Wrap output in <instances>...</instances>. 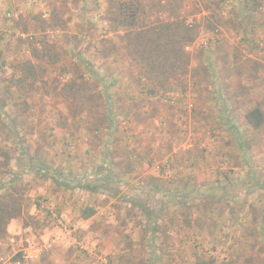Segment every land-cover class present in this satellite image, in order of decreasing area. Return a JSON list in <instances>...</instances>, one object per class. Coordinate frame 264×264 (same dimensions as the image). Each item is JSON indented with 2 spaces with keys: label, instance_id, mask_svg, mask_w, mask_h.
Returning a JSON list of instances; mask_svg holds the SVG:
<instances>
[{
  "label": "rangeland",
  "instance_id": "rangeland-1",
  "mask_svg": "<svg viewBox=\"0 0 264 264\" xmlns=\"http://www.w3.org/2000/svg\"><path fill=\"white\" fill-rule=\"evenodd\" d=\"M119 13H136V27L190 29L178 68L139 67ZM0 54V130H13L0 135L11 153L0 185L13 175L12 220L32 226L28 208L49 179L100 205L85 225L44 210L57 228L48 239L0 233V264H46L57 247L51 264H264V128L242 117L252 101L264 110V0H0ZM65 159L81 184L55 174Z\"/></svg>",
  "mask_w": 264,
  "mask_h": 264
},
{
  "label": "trees",
  "instance_id": "trees-1",
  "mask_svg": "<svg viewBox=\"0 0 264 264\" xmlns=\"http://www.w3.org/2000/svg\"><path fill=\"white\" fill-rule=\"evenodd\" d=\"M136 13H133L130 18H127L123 16L122 13H119L116 16V19L118 20L117 26L119 28H126L123 31V40L125 41L129 51V55L133 56V60L136 62V64L139 67H147L149 68L148 73L153 74L157 72V70H160L161 74L164 75V69L162 68L164 65H168V69L172 68H178L179 62L184 59L182 56V45L190 40L191 38V31L187 27H184L181 23H176V25L172 24H159L156 26H149V27H136L135 22ZM130 19V21H129ZM106 43V41H105ZM1 57V54H0ZM172 59V61H170ZM1 65V63H0ZM177 66V67H176ZM22 71H28L30 75H33V66L29 61L24 62V65L22 67H19ZM16 68V69H19ZM15 73V72H14ZM148 75V74H147ZM14 76V75H13ZM21 77V76H20ZM18 79L17 83L21 84L26 81V77L24 79L20 78ZM150 79V77L148 76ZM86 84V83H84ZM83 84V85H84ZM5 95L8 98L12 97V91L8 89L4 92ZM86 98V97H83ZM255 103V104H254ZM98 108L97 114L104 115L105 110L100 105H96ZM101 109V111H99ZM101 115L97 116V119L102 118ZM107 121L111 120V117L108 116L106 113ZM242 117L246 123V125L252 129L253 131H258L264 128V110L262 109V106L257 103L253 102L250 104L242 113ZM8 122L4 128V131L2 132L0 130V135L4 136L5 132H12L11 126H9ZM109 123V122H108ZM3 137V142H5ZM22 151V152H21ZM20 152L23 156L28 155V153L31 151L29 147H24ZM39 149H37V154ZM11 153H10V147L7 145H1L0 144V180L5 178L6 176H10L11 171L9 170V163L11 160ZM34 157L30 158L31 162H35ZM37 158V156H36ZM36 170H40L39 168ZM8 183H5L3 185H0V188H2L6 193L4 197H0V229L1 234L6 232V228L8 226V223L14 219L13 212L17 209V205L13 203L15 200L12 197V194L10 193L13 185L15 183V179L13 175L10 177ZM9 198L10 203H6L4 199ZM259 201V200H258ZM207 205V204H206ZM250 214H253L252 216L254 219L256 218L257 209L253 207V205H250L249 207ZM252 218V220H254ZM187 222V221H186ZM186 224H189L186 223Z\"/></svg>",
  "mask_w": 264,
  "mask_h": 264
},
{
  "label": "crops",
  "instance_id": "crops-1",
  "mask_svg": "<svg viewBox=\"0 0 264 264\" xmlns=\"http://www.w3.org/2000/svg\"><path fill=\"white\" fill-rule=\"evenodd\" d=\"M252 102H254V101H252ZM61 141L63 143L68 144V146L71 145V143L69 142V139H67L65 141H63V140H61ZM143 144L144 143L138 141L136 143V146L141 147V146H143ZM88 151H89L88 148H86V147L83 148L84 154L87 155ZM126 152L127 151H125L124 153H126ZM57 155H59V153H55V156H57ZM131 158L132 157H129L128 159H131ZM79 159H82V158H79ZM136 159L138 161H140L141 163H143L145 160H150L149 157L148 158H142L139 156H136ZM69 164L71 165L72 163L65 159V161L63 162V166L58 168L59 174H57V173H55V174L58 175L62 180H64L66 182V184H70L72 182H75L77 184H81L83 181V178L85 179L86 177H83L82 173H80L81 170L78 168H75V174H74L75 179L72 177H70V179H68L69 176H67V175H69V173H67V172L70 170V166H68ZM84 165H85V163H84ZM130 167L133 170L134 166H130ZM53 169H55V168L53 167ZM67 169H69V170L67 171ZM100 170H102V169H100ZM134 170H133V172H134ZM95 175L97 177L96 179L98 180L99 175L98 174H95ZM130 175H132V171L131 172L127 171L126 176L129 177ZM101 180H103V179H101ZM49 181H51V179H49L47 181V183H44V185L40 187L41 190L34 193L35 195H33V198H35V202H33V200H32L33 204H32V206H30L28 208V209H30V211H34L35 216H36V219H33L32 226L30 227L29 225L27 226L26 224H24L22 222L23 218H17L19 221L18 220H11L9 222V224L6 228V233H7V236L11 237V241L16 238L15 236H17L18 239H22V237L25 236V234H27V233H29L31 235L32 239L35 238L34 235H37V234H40L41 239L42 238L48 239V238H50V236L56 234L57 228L53 227L51 222L44 217L46 215V211H44V210H46V209L47 210L57 209L56 212L58 214H60L61 216H63V218L68 223L79 222V223L85 225L89 222H92V220H94L93 217L96 216V213L98 211V207L100 206L97 204L96 199L91 198V200H89V201H91V203H89V202L83 203L81 201L82 199L80 200V197H78L76 194H74L75 191L72 192L73 191L72 187H70V186L63 187L61 185L57 186V183L54 181L55 185H54V187L51 188V187H48V185H45V184H48ZM59 182H63V181L60 180ZM148 182L152 186H154V188L156 187V189L159 186V184L161 187L166 185L165 181H163V180L159 181V180L154 179V178L153 179L149 178ZM149 183H148V185H149ZM58 184H60V183H58ZM138 184L139 183H135L134 189H136L138 186L139 187L141 186V184H139V185ZM70 189H71L72 193H70ZM86 191H88V190H86V188L84 190H81V194H83V193L85 194ZM39 200H47V201H39ZM251 205H253V204L251 203ZM253 207H254V205H253ZM56 246H59L58 243ZM57 248L54 249L51 256L47 259L48 263H46V264H51L50 262L53 260L55 253L62 254V251H57L58 250ZM32 264H39V262L38 263L37 262L32 263ZM52 264H54V263H52Z\"/></svg>",
  "mask_w": 264,
  "mask_h": 264
},
{
  "label": "built area",
  "instance_id": "built-area-1",
  "mask_svg": "<svg viewBox=\"0 0 264 264\" xmlns=\"http://www.w3.org/2000/svg\"><path fill=\"white\" fill-rule=\"evenodd\" d=\"M186 50H189L188 47L185 48ZM63 230H65V227H63ZM50 247V245H45V246H39V247H35L32 249H25L24 251V259L26 260H36L41 253L46 252L48 250V248ZM98 262L100 264H109L108 261L105 258L99 257L98 258Z\"/></svg>",
  "mask_w": 264,
  "mask_h": 264
}]
</instances>
